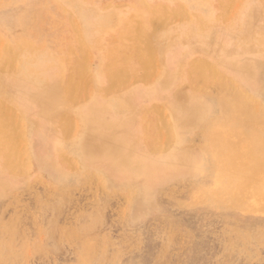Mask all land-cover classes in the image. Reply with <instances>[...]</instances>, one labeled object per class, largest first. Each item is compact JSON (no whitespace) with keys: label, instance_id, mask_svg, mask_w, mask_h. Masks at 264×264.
<instances>
[{"label":"rangeland","instance_id":"obj_1","mask_svg":"<svg viewBox=\"0 0 264 264\" xmlns=\"http://www.w3.org/2000/svg\"><path fill=\"white\" fill-rule=\"evenodd\" d=\"M0 264H264V0H0Z\"/></svg>","mask_w":264,"mask_h":264},{"label":"bare ground","instance_id":"obj_2","mask_svg":"<svg viewBox=\"0 0 264 264\" xmlns=\"http://www.w3.org/2000/svg\"><path fill=\"white\" fill-rule=\"evenodd\" d=\"M172 23V22H171ZM83 49V48H82ZM242 72V71H241ZM194 111H191V113L189 114V117L190 116H192L194 113H193ZM20 126V125H19ZM76 132V131H75ZM78 132V131H77ZM75 135V134H74ZM74 137V136H73ZM88 148L87 149H89V150H97V147H98V145H97V143H94L93 145H90V146H87ZM126 161V160H125ZM165 164V163H164Z\"/></svg>","mask_w":264,"mask_h":264}]
</instances>
